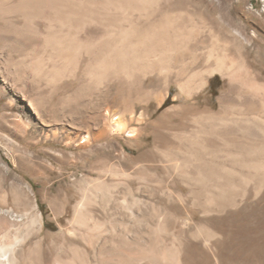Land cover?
<instances>
[{
  "label": "bare ground",
  "instance_id": "obj_1",
  "mask_svg": "<svg viewBox=\"0 0 264 264\" xmlns=\"http://www.w3.org/2000/svg\"><path fill=\"white\" fill-rule=\"evenodd\" d=\"M262 3L0 0V11L9 4L32 12L28 39L0 32L1 89L25 100L41 129L86 148V176L101 192L75 206L72 222H84V235L49 245L64 252L37 258L33 244L23 251L0 241V264H194V254L205 264H259ZM36 18L46 29L38 31ZM216 75L223 81L213 103L203 97ZM53 94L77 105L69 121L52 123ZM114 185L109 207L104 195Z\"/></svg>",
  "mask_w": 264,
  "mask_h": 264
},
{
  "label": "rangeland",
  "instance_id": "obj_2",
  "mask_svg": "<svg viewBox=\"0 0 264 264\" xmlns=\"http://www.w3.org/2000/svg\"><path fill=\"white\" fill-rule=\"evenodd\" d=\"M252 1L257 9L263 7L262 0ZM4 6L6 9L0 11V32L5 34L12 31L28 39L30 35L27 34L29 28L24 25L27 23L25 15L32 12L25 8L10 7L9 4ZM45 13L47 14L48 10ZM43 22L39 18L34 21L38 25L36 27L38 31L46 29ZM4 46L6 47V45L2 47ZM13 55L16 59L19 58V54ZM222 81L219 75L211 78L203 98L216 103ZM3 91L0 86V241L16 242L23 251L33 244L31 256L37 258H42L49 252L51 254L64 252L62 248H52L49 245L57 240L61 241L63 237L83 236L86 230L84 222L79 220L72 222L75 206L79 201H83L86 194L95 195L97 200L101 195L97 185L89 181L86 176V148L81 144L67 143L65 133L62 131L52 134L48 130L41 129L38 120L33 118L25 106V100L20 99L14 103ZM173 93H176L175 87L171 95ZM60 94H53L52 103L47 106L56 104L54 118H51L53 124L69 121L73 117L71 115L77 111L74 102L59 101ZM172 103L171 97L168 98L159 111ZM61 115L62 119L59 118ZM125 138V134H122L118 140L123 143ZM126 149L133 152L129 147ZM116 151H120L119 145ZM153 161L151 160L150 163L161 172L162 169L157 161ZM97 176L98 174H93V177ZM113 179L117 181L119 176L114 175ZM114 186H111V191L104 195L105 198L109 197L108 200L113 198L120 188L119 185ZM108 204L109 207L113 206V201L109 200ZM37 211L41 213L40 220L36 215ZM145 221L149 222L150 217L146 216ZM105 225V228L109 229L110 225ZM103 227H99L98 231ZM36 241H40L41 245H34ZM54 254L56 253L52 255ZM199 255L194 254L190 259L194 264H205V259ZM256 257L259 264H264V246L258 248Z\"/></svg>",
  "mask_w": 264,
  "mask_h": 264
}]
</instances>
